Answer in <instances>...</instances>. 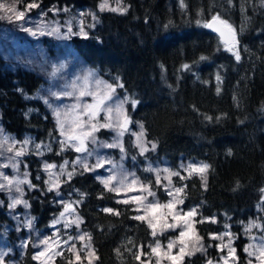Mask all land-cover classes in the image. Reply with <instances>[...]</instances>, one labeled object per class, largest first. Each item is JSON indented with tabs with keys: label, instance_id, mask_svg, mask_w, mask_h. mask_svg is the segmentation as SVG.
Here are the masks:
<instances>
[{
	"label": "trees",
	"instance_id": "obj_1",
	"mask_svg": "<svg viewBox=\"0 0 264 264\" xmlns=\"http://www.w3.org/2000/svg\"><path fill=\"white\" fill-rule=\"evenodd\" d=\"M27 1L45 9L95 11L98 22L87 37L70 40L78 54L104 79L118 80V92L137 102L136 107L128 105V115L156 143V156L166 157L174 167L182 158L208 164L205 184L198 176L183 182V206L198 207L196 228L207 252L188 256L181 264H206L217 251L212 235L226 227L238 236L242 257L244 224L257 218L264 225V0H122L120 13L99 12L102 0ZM214 16L235 30L240 60L228 50L232 46L205 27ZM43 83L40 74L13 69L0 54L3 130L17 139L31 136L48 144L46 159L61 164L54 118L43 100L33 97ZM126 145L131 148L129 135ZM25 159L34 186L25 195L32 231L49 232L61 211L59 200L47 190L41 160L35 155ZM59 192L79 201L76 209L96 264H143L152 245L165 243L172 234L153 236L145 221L135 219L134 205L119 201L91 171H74ZM11 223L4 205L0 228ZM11 232L12 240L19 239ZM21 263L38 264L31 244ZM56 264L76 263L64 253Z\"/></svg>",
	"mask_w": 264,
	"mask_h": 264
},
{
	"label": "rangeland",
	"instance_id": "obj_2",
	"mask_svg": "<svg viewBox=\"0 0 264 264\" xmlns=\"http://www.w3.org/2000/svg\"><path fill=\"white\" fill-rule=\"evenodd\" d=\"M31 4L37 6L29 8L28 6ZM102 4L105 5L103 10L101 9ZM0 5L4 6L0 8V54L11 68H26L43 77L44 83L33 97L42 99L54 118L57 129L56 140L63 156L61 164L49 163L45 155L50 151L48 144H42L31 136L17 139L14 135L6 133L0 123V145H2L0 146V172L9 177L26 181L20 185L22 194L15 190V186L11 191L7 188H0V209L4 205L7 206L8 217L12 221L11 224L0 228V255H2L0 264H22L21 260L28 244L33 246L34 259L38 264H56V258L64 253L76 264H96L94 248L88 234L82 229L83 220L76 209L79 201H72L69 198L72 196H63L59 192V188L64 181L68 180V172L86 171L82 164L76 163L78 159L91 167L98 158L110 160L112 163H106L103 168L91 171L97 179L105 186L102 180L115 175L119 181L127 174V180L124 181L123 187L116 181L105 187L108 190L115 187L117 191H111L117 194L119 201L132 203L137 212L136 216H143L144 219L140 220L145 221L148 226L151 221L154 227H149L152 232L155 230V236L172 232L165 243L157 241L160 244L158 252H152V248L156 246L157 242L152 245L150 255H145L148 257L143 259V264H173L168 259V255L178 256L180 254L179 250L182 245L179 233L181 231H186V235L183 238L185 254L180 264L188 256L200 252L205 254L207 246L204 245L196 228L198 207L185 208L183 206V182L189 177L198 176L205 184L209 166L205 161L182 158L174 167L166 157L156 156V143L146 138L144 128L141 129L142 123L128 115V105L132 103L133 107H136L137 103L134 105L126 94L118 92L120 87L118 80L111 83L104 79L78 54L70 40L74 36L87 37L89 29L98 22L96 12L78 9L74 11L45 9L37 3L27 0H0ZM112 9L117 10L113 11ZM21 11L24 12L23 18L16 19V14ZM98 11L123 12L122 0H102ZM8 16H11L12 19H8ZM25 29H31L36 35H32ZM108 85L112 86L114 92L107 87ZM81 91H92L95 95L80 96ZM64 93H72V95H64ZM106 95L113 97L112 101L106 102L109 107H114L120 101L124 102L122 114L118 115L114 111L110 117L114 124L116 120H119L121 127L99 128L94 133L97 143L94 144L91 139H88L86 140L87 152H77L72 143H76L78 146V142L70 143L67 135H61L60 124L57 122L55 112H60V120L64 123L66 133L78 134L80 129L75 126V122L78 119H87V116H79L80 109L85 105L97 103ZM77 105L79 107L74 108ZM106 116L104 110L99 111L93 123L97 121L104 123ZM125 118L128 120L126 130L123 126ZM120 131H123L122 136L118 135ZM141 131H143V136L138 140ZM128 135L131 139V148L126 145ZM24 141H28V143L25 144ZM116 143L122 145L123 151L120 147H101L102 144ZM153 145H155L154 148ZM10 146L13 149L11 152L8 151ZM141 146L146 150L142 152ZM21 148L23 155L16 157L15 152ZM28 155H35L41 160L40 166L47 190L52 184H58V187H54L52 191L56 193L61 211L49 232L32 231L34 230V219L30 215L28 200L25 197L27 190L34 187L29 178L30 164L25 159ZM13 159L17 162L16 168L11 166ZM4 164L9 166L3 167ZM46 164L55 165V167L46 169ZM190 165H194L196 168L202 165L208 167L203 172H199L190 168ZM62 168L64 174L61 175ZM171 173H179V175H171ZM157 174H159V182H157ZM134 178L137 180L135 185L130 183ZM149 180L154 183L150 184ZM0 183L6 184L7 182L0 178ZM141 185H150L155 195H147L141 190ZM177 188H181L182 191L176 193L175 189ZM169 192L172 194L169 195ZM136 197L139 199H134ZM14 198L26 201L28 207H25L24 203H20L15 208H10L9 205ZM156 202L161 207L154 210L147 208L149 203ZM169 202H172V208L162 207ZM68 205L71 207L66 210ZM192 210H195L194 216L187 217L186 214ZM61 213L64 214L63 218ZM174 216L178 218L174 220ZM185 220L189 221L187 226L184 223ZM168 224L177 226L169 228ZM11 231L16 232L19 239L12 240L10 236L13 237L14 233ZM82 235L85 237L84 240L79 239ZM216 236H223V240L215 239L214 245H216L217 251L212 258H207L206 264H209V261L211 264H225L223 257L226 256L228 257L227 264H261V261L264 260V257L260 256L261 245H264V225L259 219H251L243 226V236L246 240L242 257L238 255L237 251L238 236L228 227L220 234L212 235V238ZM45 240H47V244L43 243ZM170 241H173L174 244L169 252L167 245ZM211 244L212 241L209 245ZM201 247L202 250H197ZM229 248L235 249L232 256H228ZM246 248L248 251H245ZM41 252L44 255H40ZM77 253L80 257L79 260L76 259ZM250 253L252 254L250 255Z\"/></svg>",
	"mask_w": 264,
	"mask_h": 264
},
{
	"label": "snow or ice",
	"instance_id": "obj_3",
	"mask_svg": "<svg viewBox=\"0 0 264 264\" xmlns=\"http://www.w3.org/2000/svg\"><path fill=\"white\" fill-rule=\"evenodd\" d=\"M37 5L35 4H31L29 5L28 7L31 8V7H36ZM4 6L3 5H0V8H3ZM105 7V5H101V9L103 10V8ZM113 11H116L117 9H112ZM126 11V9H125ZM24 16V12H18L16 14V19H22ZM8 19H12L11 16H8L7 17ZM219 22L220 24L224 25L225 27L228 28L231 36H232V47H229L228 50L229 51H233L234 54H235V58L236 60H240V55H239V52L238 51H235V45L237 43L236 41V36H235V30L232 28V26L230 24H228V22L226 20H221L219 16H214L213 17V22ZM205 27H209V28H212L213 27V23H209V24H206ZM216 31H220L219 28H216L215 29ZM25 31H29L31 32L32 35H36L35 32H33L31 29H25ZM221 35H223V32H221ZM201 59H204V57H201ZM185 68L188 67V65H185L184 66ZM217 79L219 80V77H217ZM99 83V82H97ZM122 87V85H120ZM109 89H111L113 92H114V89H112V86L111 85H108L107 86ZM219 91V89H218ZM59 95V94H57ZM64 95H72V93H64ZM84 95H95L92 91H81L80 92V96H84ZM113 100V97L111 95H106V96H103L101 99L98 100L97 103L95 104H88V105H85L83 106V108L80 109V112H79V116L80 117H84V116H87V119L86 120H77L75 122V126L77 128L80 129L79 133L78 134H68L66 133L65 131V128H64V123L60 120V112L57 111L55 112V115L57 117V122L58 124H60V128H61V135H67V139H68V142L72 143V142H78V146L76 143H72V146L75 147V150L77 152H87V147H86V140L88 139H91L92 142L95 144L97 143L96 141V138L94 136V133L99 129V128H113V127H121V124H120V121L119 120H116L115 124L111 121L110 117L113 115L114 111L115 113H117L118 115L119 114H122V108H123V101H120L119 103H116L114 105V107H109L107 105L106 102L108 101H112ZM135 103H137L136 101H133V104L135 105ZM76 107H79V105L77 106H74V108ZM101 110H104L107 114L106 116V120L104 123H99L98 121L96 123H93V121L96 119V116L98 114L99 111ZM209 119H211L209 117ZM128 123V120L127 118L124 119L123 121V126L126 130V125ZM141 129H143V126L141 125ZM118 135H123V131H120L118 133ZM143 136V131H141L140 133V136L138 137V140L140 139V137ZM25 144L28 143V141H24ZM63 143V142H62ZM13 144H15V142H13ZM2 146V145H0ZM39 147V146H37ZM101 147H108V148H112V147H120L121 148V151H123V147L122 145L116 143V144H102ZM153 148L155 147V145L152 146ZM13 149H12V146H10L8 148V151L11 152ZM146 149L141 146V151H145ZM23 155V149H19L15 152V156L16 157H19ZM76 163H80L82 164V167L84 168V170L86 171H94L96 168H103L105 166L106 163H112V161L110 160H106L104 158H98L96 163L94 165H92L91 167H89V165L85 162H82L80 161L79 159L76 161ZM65 165H67V162H65ZM9 165L8 164H4L3 167H8ZM13 168H16L17 167V162L13 159L12 160V165H11ZM55 165H45V168L46 169H49V168H54ZM190 168H193L195 169L196 171H199V172H203L204 170L207 169V165H202L201 167L199 168H196V166L194 165H190L189 166ZM165 171H168L167 169H165ZM61 175L64 174L63 172V168L61 170ZM72 175L73 173L72 172H68L67 173V179H71L72 178ZM171 175H179V173H171ZM0 178H2L4 181H6L7 183H0V188H7L8 190H12L13 186H15V190L17 192H21L22 194V190L20 188V185L25 183L26 181L25 180H21V179H18V178H15V177H9L7 175H5L4 173L0 172ZM50 179H51V174H50ZM127 180V174H125L123 176V178L121 180H117V177L115 175H112L110 177H108L107 179H104L102 180V182L105 184V186L107 187L109 184H111L113 181H116L118 184H120L121 187L124 186V181ZM157 182H159V174H157ZM131 184L135 185L137 183V180L134 178L130 181ZM54 187H58V184H52L49 188V191H51ZM141 190H143L144 192L147 193V195L149 196H154L155 194L152 192L151 190V186L150 185H141ZM110 190H113V191H117V189L115 187H112ZM182 191L181 188H177L175 189V192L176 193H180ZM172 193L169 192V195H171ZM136 200L139 199V197H136L134 198ZM127 202V201H125ZM182 203V201H180ZM20 203H24V206L25 207H28V204L26 201H22L21 199L19 198H14L12 200V203L9 205L10 208H15L17 204H20ZM68 207H71V205H68L66 206V210ZM158 207H161V205H159L158 202L156 203H149L147 205V208H150V209H156ZM162 207L164 208H172V202H169L168 204L166 205H163ZM105 211L107 212H112L113 210L112 209H105ZM195 214V210H192V211H189L186 216L187 217H192L194 216ZM64 214L61 213V217L63 218ZM178 217H173V219H177ZM135 219H144L143 216H136ZM58 222V221H57ZM75 222V221H74ZM31 222L29 221V224ZM185 225L187 226L189 224V221L185 220L184 221ZM78 226V225H77ZM149 226L150 227H154V225L152 224L151 221H149ZM177 225H174V224H168L167 227L169 228H173V227H176ZM152 235L155 236L156 235V232L155 230H153L152 232ZM186 235V231H181L179 233V238H180V243H181V247H180V254L178 256H172V255H168V259L171 260L173 262V264H180V261L183 259V255L185 254V250H184V237ZM227 235V234H226ZM214 239H220V240H223V236H216V237H213ZM80 240H84L85 237L82 235L79 237ZM255 239V238H253ZM44 244H47V240L43 241ZM173 244L174 242L173 241H170L169 244L167 245V248L169 250V252L171 251L172 247H173ZM75 246L73 245V248ZM251 247V246H250ZM160 248V244L159 242L156 243V246L152 248V252L153 253H156L158 252ZM197 250H202V247L197 249ZM245 251H248V248L245 249ZM235 252V249H232V248H229V252H228V256H232ZM188 254H191V253H188ZM252 253H250L251 255ZM40 255H44L43 252L40 253ZM89 255H92V253H89ZM260 256L261 257H264V245H261V251H260ZM0 258H2V255H0ZM36 258H39V257H36ZM76 259L79 260L80 257H79V254L77 253L76 254ZM137 259H139V256H137ZM224 261H225V264H227V259L228 257H223ZM209 264H211V261H209ZM261 264H264V260L261 261Z\"/></svg>",
	"mask_w": 264,
	"mask_h": 264
},
{
	"label": "water",
	"instance_id": "obj_4",
	"mask_svg": "<svg viewBox=\"0 0 264 264\" xmlns=\"http://www.w3.org/2000/svg\"><path fill=\"white\" fill-rule=\"evenodd\" d=\"M209 23H213V27L212 28L206 27L207 30L209 32L215 34L216 36H218L220 42L222 44H224L225 46H232V36H231L228 28L225 27L224 25L220 24L218 21L213 22V17L210 18L206 24H209ZM216 28H219L220 31H216L215 30ZM221 32H223V35H221ZM235 36H236V32H235ZM236 39H237V36H236Z\"/></svg>",
	"mask_w": 264,
	"mask_h": 264
}]
</instances>
